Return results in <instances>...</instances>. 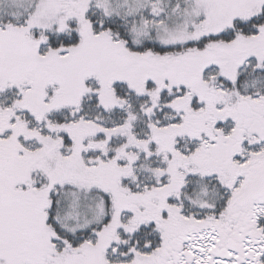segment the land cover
Wrapping results in <instances>:
<instances>
[{
	"label": "snow or ice",
	"instance_id": "1",
	"mask_svg": "<svg viewBox=\"0 0 264 264\" xmlns=\"http://www.w3.org/2000/svg\"><path fill=\"white\" fill-rule=\"evenodd\" d=\"M0 264H264V0H0Z\"/></svg>",
	"mask_w": 264,
	"mask_h": 264
}]
</instances>
